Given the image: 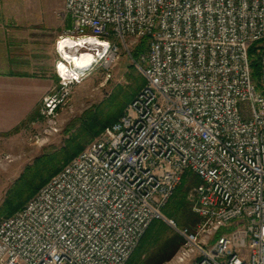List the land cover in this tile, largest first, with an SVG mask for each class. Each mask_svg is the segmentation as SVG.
Instances as JSON below:
<instances>
[{
	"label": "built area",
	"instance_id": "2783aa9c",
	"mask_svg": "<svg viewBox=\"0 0 264 264\" xmlns=\"http://www.w3.org/2000/svg\"><path fill=\"white\" fill-rule=\"evenodd\" d=\"M63 7L71 23L55 50L75 41L94 50V63L64 77L57 50L61 88L93 65L109 70L122 49L146 84L117 122L0 221V264H126L155 220L184 240L175 264H264V0ZM141 38L147 48L135 62ZM258 42L256 84L248 50ZM42 103L52 115L61 100L47 94ZM187 173L201 182L192 231L161 212Z\"/></svg>",
	"mask_w": 264,
	"mask_h": 264
},
{
	"label": "rangeland",
	"instance_id": "374dc122",
	"mask_svg": "<svg viewBox=\"0 0 264 264\" xmlns=\"http://www.w3.org/2000/svg\"><path fill=\"white\" fill-rule=\"evenodd\" d=\"M0 11L7 15L11 27L23 33L20 48L23 56L32 63L31 69L49 80L52 76L54 78L53 67L58 60L54 54L55 41L69 29L71 23L64 11L63 0H0ZM77 52L79 51L76 50ZM131 65V59L122 49L112 68L104 70L93 65L79 83L67 88H61L58 77L55 76V81L49 83L51 86L48 94L56 95L61 104L54 113L44 114L41 100L35 111L30 114L31 119L16 127V132L11 133L15 131L13 129L0 133V205L9 187L35 158L64 146L68 137L74 133L75 126L71 123L89 111L97 112L103 118L114 111L117 95L132 87L129 75H138ZM70 69L73 68L69 66ZM70 125L72 128L67 132ZM193 188L188 193V200L194 207ZM163 217L169 220L164 215ZM194 227L187 229L192 231ZM182 245L162 264H175L174 258Z\"/></svg>",
	"mask_w": 264,
	"mask_h": 264
},
{
	"label": "trees",
	"instance_id": "16d2710c",
	"mask_svg": "<svg viewBox=\"0 0 264 264\" xmlns=\"http://www.w3.org/2000/svg\"><path fill=\"white\" fill-rule=\"evenodd\" d=\"M147 43V38H141L132 50L131 58L135 62L146 51ZM261 47L262 43L258 42L251 45L248 50L251 76L256 84L259 76L258 51ZM130 67L134 68L138 75H129L132 87L122 91L121 96L117 95L114 111L105 118L97 112L89 111L76 122L71 123L75 126L74 133L68 137L64 146L35 158L9 187L0 205V221L21 210L41 187L84 150L88 142L97 138L106 128L118 121L126 106L146 84L134 64ZM30 119L31 115L26 121ZM71 125L67 132L72 128ZM16 131L17 129L11 133ZM200 183L195 175L187 173L162 209L161 212L165 218L172 220L177 229L194 227L198 222V216L193 211V204L188 200V193L191 188L197 187ZM181 244H183V238L175 230L164 221L155 220L146 229L126 264H162L173 256Z\"/></svg>",
	"mask_w": 264,
	"mask_h": 264
},
{
	"label": "crops",
	"instance_id": "0c3cea01",
	"mask_svg": "<svg viewBox=\"0 0 264 264\" xmlns=\"http://www.w3.org/2000/svg\"><path fill=\"white\" fill-rule=\"evenodd\" d=\"M22 35L10 26L7 15L0 11V133L23 123L48 94L49 83L55 81L54 67V78L50 80L31 69L32 63L20 48ZM56 51L54 45L58 59Z\"/></svg>",
	"mask_w": 264,
	"mask_h": 264
},
{
	"label": "bare ground",
	"instance_id": "6f19581e",
	"mask_svg": "<svg viewBox=\"0 0 264 264\" xmlns=\"http://www.w3.org/2000/svg\"><path fill=\"white\" fill-rule=\"evenodd\" d=\"M93 45L94 43H89V45ZM98 46L100 44H97ZM80 47L83 49H80ZM79 48V52L76 53L75 49ZM57 50L62 55V61L59 64L60 72L62 76H67L70 73L69 66L73 68V70L83 71L89 67V64L93 62L92 52L94 50L84 46L82 44L72 42L70 40H65L60 42ZM92 51V52H91ZM81 54V55H80Z\"/></svg>",
	"mask_w": 264,
	"mask_h": 264
}]
</instances>
